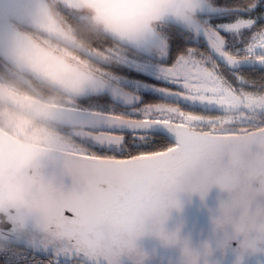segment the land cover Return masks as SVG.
<instances>
[{"label":"snow or ice","instance_id":"6c2138e0","mask_svg":"<svg viewBox=\"0 0 264 264\" xmlns=\"http://www.w3.org/2000/svg\"><path fill=\"white\" fill-rule=\"evenodd\" d=\"M20 113L54 131L30 153L39 203L0 218V264H115L169 193L243 200L264 178V0H0V120Z\"/></svg>","mask_w":264,"mask_h":264},{"label":"clouds","instance_id":"9594fccd","mask_svg":"<svg viewBox=\"0 0 264 264\" xmlns=\"http://www.w3.org/2000/svg\"><path fill=\"white\" fill-rule=\"evenodd\" d=\"M48 2L54 7L56 0ZM154 2L155 0H101L102 4L119 12H138ZM87 15L91 17L94 12L88 10ZM187 15H191V9L182 12L179 18L183 20ZM20 116L22 119L11 126L0 120V129L7 133L4 144L0 146V218L3 219H7L8 213H14L17 208L27 212L39 203V186L35 169L30 167V153L35 146L41 144L44 137L54 131V125L44 122L34 113H20ZM249 186L251 194L243 200L238 199L234 193L220 189L227 195L218 200L215 209L209 210L211 232L217 237V247L223 250L229 241H238L233 264H240L245 254L264 251V178H252ZM179 193L167 195L169 204L163 216L154 228L150 227L142 235L151 234L162 244L176 247L179 250L177 264H216L209 260L212 249L207 239L196 244L190 235L181 232L179 225L173 229L165 227L171 210L180 208ZM141 195L145 199L154 196L153 186H147ZM116 231L115 222L105 225L97 244L98 251L111 250ZM137 238L119 251L115 264H120L121 256H126L131 264H144L146 253L137 246ZM121 239L126 240L127 233H121Z\"/></svg>","mask_w":264,"mask_h":264},{"label":"water","instance_id":"95a60500","mask_svg":"<svg viewBox=\"0 0 264 264\" xmlns=\"http://www.w3.org/2000/svg\"><path fill=\"white\" fill-rule=\"evenodd\" d=\"M178 195L180 208L171 210L165 227L173 229L179 225L181 232L190 235L196 244L207 239L212 249L209 260L215 261L216 264H233L238 241H229L223 250L218 248L217 237L213 236L209 221V210L215 209L218 200L227 194L218 187L212 186L203 197L196 192H180ZM136 244L146 253L147 258L144 264H177L178 262L179 250L174 246L162 244L157 237L151 234L145 233L138 237ZM99 264H107V261L100 258ZM120 264H131V262L126 256H121ZM240 264H264V251L245 254Z\"/></svg>","mask_w":264,"mask_h":264}]
</instances>
